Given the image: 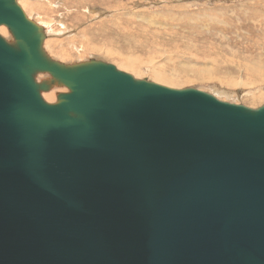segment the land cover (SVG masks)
Masks as SVG:
<instances>
[{"label":"water","instance_id":"obj_1","mask_svg":"<svg viewBox=\"0 0 264 264\" xmlns=\"http://www.w3.org/2000/svg\"><path fill=\"white\" fill-rule=\"evenodd\" d=\"M0 26V264H264V105L60 62L19 0Z\"/></svg>","mask_w":264,"mask_h":264},{"label":"rangeland","instance_id":"obj_2","mask_svg":"<svg viewBox=\"0 0 264 264\" xmlns=\"http://www.w3.org/2000/svg\"><path fill=\"white\" fill-rule=\"evenodd\" d=\"M19 2L43 26L45 52L60 62L96 58L139 79L264 105V75L256 72L264 68V0ZM0 34L13 41L6 26Z\"/></svg>","mask_w":264,"mask_h":264},{"label":"bare ground","instance_id":"obj_3","mask_svg":"<svg viewBox=\"0 0 264 264\" xmlns=\"http://www.w3.org/2000/svg\"><path fill=\"white\" fill-rule=\"evenodd\" d=\"M3 27L4 26H0V31L1 32H3ZM11 35V34H10ZM263 69L264 68H257L256 70H258V71H256L257 73H259V74H263L264 75V72H263ZM51 78V76L49 75V74H47V73H43V74H40V75H38V78H37V80L38 81H42V80H45V79H50ZM53 89V88H52ZM59 89H61V88H58V87H55L52 91H50V92H48V93H44L43 94V96H44V98L46 97V98H48V99H54V96H55V94L58 92V90ZM57 95V94H56ZM56 98V97H55Z\"/></svg>","mask_w":264,"mask_h":264}]
</instances>
